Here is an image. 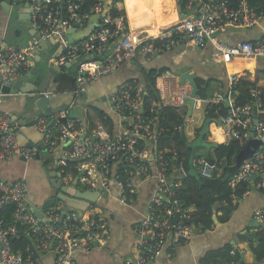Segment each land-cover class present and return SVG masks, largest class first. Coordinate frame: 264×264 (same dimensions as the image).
Listing matches in <instances>:
<instances>
[{
	"label": "built area",
	"instance_id": "2783aa9c",
	"mask_svg": "<svg viewBox=\"0 0 264 264\" xmlns=\"http://www.w3.org/2000/svg\"><path fill=\"white\" fill-rule=\"evenodd\" d=\"M11 1L18 5L22 0ZM176 1H182L184 5L179 21L162 29L161 35L139 36L137 41H134L129 32V25L124 29L122 18L114 19L109 15L112 6L118 7V3L110 0H97L92 14H79L76 11L79 3L74 2L69 19L61 17L60 9L51 5L53 0H31V5L35 24L40 27L39 23H42L45 27H40L42 37L56 36L63 47L59 59L61 64L74 60L78 62L74 88L76 98H81L90 83L98 82L114 73L124 62L135 59L139 51L156 54L183 47L207 49L211 45L205 62L211 66H223L227 70V88L217 90L205 98L209 84H202L195 96V107L204 104L206 111L213 104H226L228 101L227 114L221 115L214 125L215 130L222 134L219 142L228 143L237 138L241 141L242 149L251 139V131H255L252 140L259 148L237 168L231 182L247 183L243 198L253 190L264 192L262 81L251 88L250 100L241 104L237 100V85L242 71L230 68L231 64L244 60L264 61V9L253 6L249 0ZM93 16L98 17V21L91 34L76 43H68V29L74 23H88ZM112 24L115 25L114 28ZM255 29L259 33L255 32L252 38L233 44L219 37L230 30L251 32ZM112 39H118L114 48L109 43ZM158 39L161 42L156 44ZM39 46L32 44L20 48L13 45L0 52L1 87L11 86L22 72L31 69L32 61L28 56H32ZM138 81L141 80L124 81L115 94L106 96L109 112L117 117L116 123L112 122L108 114L101 121H93L92 127H87V120L83 122L79 117L68 119L64 123L60 116H67V112H61L55 116L52 125L47 120H41L38 124L45 132L47 151H60L55 167L59 180L66 186L76 178L79 184L91 191L101 189L102 193H112L116 189L120 201L127 203L136 199L137 180L142 182L156 179L157 193L149 202L148 214L135 225L138 232L136 256L127 260L126 264H149L166 245H171L174 249L190 240L196 232L204 230L201 225L194 224L192 206H185L178 199H170V195L174 193L172 188L189 175V170L182 161L175 164L178 160L176 149L171 151L173 159H169L165 155L166 151L157 144L159 127L155 130L152 124L159 118L154 116L147 120L144 117L143 84ZM156 86L163 105L186 111L184 125L188 127L194 121L188 101L192 84L187 79L182 81L181 75L167 71L157 78ZM5 95L0 89V160L12 161L16 157L26 161L35 159L41 149L37 145L23 146L19 142L11 117L2 109ZM77 105L80 104L75 103L72 107ZM180 128L182 130L183 126ZM56 131H60V135H55ZM140 139H144L145 144ZM69 162L76 163L79 176L66 174L65 167ZM189 165L204 178H214L221 172L217 163L203 155L193 156ZM178 172L180 176L176 178L175 173ZM254 175H257L255 179L252 178ZM9 206H14L13 223L7 225L6 220L0 217V264H44L43 258L48 254L54 256L55 264H74L77 254L89 252L97 246H105L109 241L108 222L103 218L105 221L100 227V214L96 205L88 206L81 213L68 210L61 202L47 207L44 218L38 217L29 202L26 178L14 181L0 178V212ZM254 217L264 223V208L257 209ZM18 225L25 228L26 235L35 239L39 248L38 255L25 256L22 250L13 249L12 241L19 233Z\"/></svg>",
	"mask_w": 264,
	"mask_h": 264
},
{
	"label": "crops",
	"instance_id": "0c3cea01",
	"mask_svg": "<svg viewBox=\"0 0 264 264\" xmlns=\"http://www.w3.org/2000/svg\"><path fill=\"white\" fill-rule=\"evenodd\" d=\"M10 1L12 8L17 10L16 18L11 21L8 17L4 2ZM25 0H22L18 5H14L11 0H0V49L1 52L8 46L15 45L16 47L24 48L28 45L39 44L35 39V33L41 34L40 27L35 24L33 18V7L30 3L28 5ZM153 0H122L121 4L118 3L119 8H123L126 11L128 18L129 31L134 38L139 36L144 37L143 32L147 35L150 34L154 28H167L180 19L179 11L170 12L175 6V1L170 0H157L159 8H155ZM177 5V4H176ZM150 7L148 10L141 12V7ZM164 11L170 12L165 13ZM130 12H141L140 18H148V20H135L130 19ZM20 15V16H19ZM22 17V18H19ZM98 17L91 18L88 23L81 24L80 27H70L67 32L69 39H66L68 43H76L84 38L88 37L93 26L97 23ZM131 22V26L130 23ZM119 23V22H118ZM158 27V28H157ZM72 29L71 31H69ZM259 33V30L246 32L244 30H230L222 35L220 39L228 43H237L243 39L252 38L254 33ZM52 44L51 47L44 49L41 46L32 55L34 57L32 66H43L44 72L49 76L50 84L47 85V93L52 90L59 89L63 95L60 103H67L69 106L75 103L83 104L85 106V117L88 122L87 127L93 124V121H101L102 116L108 114L115 123L117 117L109 112L108 103L106 102L107 95L115 94L118 86L127 80L138 79L143 80L144 72L151 68L169 66V64H175L180 69L184 65H187L188 69L196 71L197 78L213 81V93L217 90H221L222 86L221 78L215 76L216 72L221 73L224 67L214 69L208 67L205 58L209 55V47L207 49H194L190 47H183L181 49H174L169 51H163L162 54H149L143 51H139L135 59L124 62L114 73L103 77L98 82L90 83L87 86L86 96L83 95L75 98L74 88L76 77L72 76L73 72L77 71L76 61H67L70 66H66V63L61 64L60 54L63 51L61 45ZM40 45V44H39ZM58 57V58H57ZM44 62V64L42 63ZM59 65L61 68H59ZM59 68L57 70L55 67ZM234 71H252V70H264L263 60H244L240 63H233L230 66ZM182 70V71H185ZM174 72L175 71H170ZM220 75V74H218ZM32 82V78L29 80ZM28 85V86H27ZM29 84L24 83L22 87L17 91V95L11 94L5 95L3 110L9 116L11 114H17L16 112L20 108V95H24L23 90H28ZM53 93V92H52ZM65 97V98H64ZM91 103L95 109L86 107L85 104ZM19 114V113H18ZM193 115L194 121L191 123L195 127L201 128L206 120L205 105L200 104L195 107V110L190 111V115ZM47 120L50 125V118L41 119ZM32 131L26 136H17L19 142L23 146L37 145L41 142H45V132L38 126L39 122ZM52 125V124H51ZM95 125V124H94ZM117 126V124H115ZM184 130V129H182ZM181 130V133H182ZM16 131V130H15ZM188 129L185 131L186 139ZM208 140L221 139V132L215 130L214 123H212ZM191 133V132H190ZM213 147L208 148L209 153ZM52 159L46 157L42 160L32 159L29 161L23 160L21 157H16L12 161L0 160V178L7 181H14L18 178H26L29 185V202L31 207L39 208L44 218V211L47 207L46 203L50 201L53 194L59 192L54 191L48 175L53 171L57 176V169L48 170V167H53L59 158L60 151H56ZM186 164V163H185ZM55 168V167H54ZM193 170L189 165V171ZM176 178L180 176V173H175ZM59 178V177H58ZM76 178L69 186H74L80 189L78 182L75 184ZM179 180V178H178ZM155 178L150 180L136 181V199L131 202L124 203L118 198L119 193L115 189L112 193L108 194V198L103 201L104 206L97 205L101 211H97L100 217L105 218L108 222L107 231L109 241L105 246L94 247L91 251L86 253L77 254L74 264H126V261L136 256V242L138 241V232L135 225L142 219H144L149 211V202L156 195ZM84 189L85 187L82 185ZM68 210L84 212L85 210H79L80 208L72 209V205H67L62 201ZM73 205H82L77 201L72 202ZM264 208V192L259 190H253L245 198L239 201L236 209L232 210L230 218L221 223H216L211 229L202 230L196 232L190 240L184 242L174 249L171 245L166 247L156 256V258L149 264H250L240 260H230L223 257L216 259H210V256L220 251L228 249V247L240 246V244L247 243L249 240H253L254 233L258 230L261 222L256 220L254 213L257 209ZM195 210V207L192 206ZM221 214V213H220ZM257 223V225H255ZM263 224V223H262ZM231 254V253H230ZM233 255V254H231ZM44 264H55L54 256L48 254L43 258ZM256 264H264V260Z\"/></svg>",
	"mask_w": 264,
	"mask_h": 264
},
{
	"label": "trees",
	"instance_id": "16d2710c",
	"mask_svg": "<svg viewBox=\"0 0 264 264\" xmlns=\"http://www.w3.org/2000/svg\"><path fill=\"white\" fill-rule=\"evenodd\" d=\"M114 3H119L120 0H110ZM170 2V0H165ZM236 1V0H234ZM79 3V8L76 10L79 14H92L97 0H60L51 3L61 11V17L69 19L71 10L73 9L72 3ZM249 2L258 7V9H264V0H249ZM155 8H159L157 0L152 1ZM182 6L183 3H180ZM150 7H141V12L148 10ZM141 12L133 13L130 12V19L134 22L135 20H148V18H140ZM167 12V11H166ZM172 13L177 12L176 6L170 11ZM167 12V13H170ZM178 13V12H177ZM109 15L112 18H122L124 20V29H127V14L125 9L112 6L109 10ZM93 16L91 18H94ZM90 18V19H91ZM41 29H45L42 23H39ZM114 28L115 25L112 24ZM158 28V27H157ZM156 28H154L155 30ZM93 30V29H92ZM91 30V31H92ZM123 33V32H122ZM122 35V34H121ZM118 39L110 40V45L114 48ZM161 40L155 41L156 44L160 43ZM180 68L176 67L175 71H179ZM167 71H174L170 69V66H162L160 68H152L144 72V78L138 81L139 84H143V106H144V117L150 120L154 116H158V121L152 124L155 128L158 126L157 133V144L166 151L165 155L169 159H173L172 150L176 149L179 162L186 163V167L189 169V161L194 156L193 148L186 145V139L184 140L181 134V126L184 131L187 130V126L184 125L187 119L186 111H180L172 106L163 105L160 93L157 89V78ZM262 81V94L264 99V70H252L243 71L240 74V79L237 85L239 95L237 100L241 104H245L251 98V88L254 87L257 82ZM199 89L202 84H209L208 90L204 95L205 98L213 95V81L196 78ZM223 89L226 85L223 81L219 82ZM201 92V90H200ZM218 107H221L219 112L216 113ZM226 104H213L206 109V117L214 118L219 120L221 115L227 114ZM103 117V116H102ZM91 127L93 124L90 125ZM202 127L197 129L196 134H201ZM212 133V131H210ZM55 135H60V131H56ZM186 135V133H185ZM209 134L205 137L207 138ZM211 140L206 139L211 143H217V141L211 137ZM140 142L145 144L144 139H140ZM142 144V145H143ZM241 149V141L237 138L230 140L228 143H221L218 147H213L208 156H206L211 162H215L221 168V172L214 178H204L199 175L196 171H189V175L180 180V184L172 188L173 194L170 195V199H178L185 206L195 207L193 214V222L196 226H202L204 230L211 229L216 223L225 222L230 218L232 210L236 209L239 201L243 199V195L247 191L246 182L232 183L231 178L237 170L235 165V159ZM221 162V164H220ZM76 163L69 162L66 168V174L73 173L74 177L79 176V171L75 167ZM174 178V177H172ZM217 204L221 206L216 209ZM13 211L14 206L6 207L0 212V217L6 220V224L13 223ZM221 213V214H220ZM100 227L102 226L105 219L102 217L98 218ZM19 233L12 241V247L14 250H22L25 256L33 254L34 256L39 254L38 244L35 239L24 233V227L18 225ZM230 251H234L233 255ZM223 257L230 260L243 259L244 262L250 264H256L264 260V223L260 224L258 230L253 235V240H249L247 243L240 244V246L228 247V249L220 251L219 253L210 256V259H216Z\"/></svg>",
	"mask_w": 264,
	"mask_h": 264
},
{
	"label": "water",
	"instance_id": "95a60500",
	"mask_svg": "<svg viewBox=\"0 0 264 264\" xmlns=\"http://www.w3.org/2000/svg\"><path fill=\"white\" fill-rule=\"evenodd\" d=\"M24 2L30 5L31 0H25ZM4 7H5L8 17L11 18L10 19L11 21L13 20V18H16L17 10L12 8L10 1L8 2L5 1ZM178 10L179 11L182 10V7L180 5L178 6ZM19 18H22V17H19ZM80 26H81L80 23H75L74 27H80ZM71 30L72 29H70L69 31ZM34 35H35L36 41H38L40 46L46 50L47 48L51 47L52 44H58L59 42V40L56 39V36L45 39L40 34L35 33ZM0 52H1V49H0ZM160 54H162V52H160ZM28 59L30 61H33L34 57L28 56ZM42 63L44 64V62ZM65 65L70 66V63H66ZM169 66H170V69L174 71L176 67H179L173 63L169 64ZM55 68L59 70L61 66L59 65V68L57 67ZM155 68H159V67H155ZM77 74L78 73L75 70L72 76L77 77ZM180 75H181L182 81H185L187 79L192 84V93H191V96L188 98V101L191 105L192 111H194L195 106H196L195 96L198 92V84L196 82L197 73L196 71L188 69V70L182 71ZM31 78H32V82L29 81ZM49 80L50 78L47 75V73L44 72L43 66L39 67V66L33 65L30 70L22 72L20 78L17 81H15L11 86L1 87V82H0V89H2V91L5 94L7 95L11 94L13 96L17 95V91L22 87L24 83L29 84L28 90H23L24 93L26 94L19 96L21 99V102H20V108L16 112L17 114L10 115L11 120H12V125L14 129L16 130L17 136H20V137L26 136L29 132L32 131V128H34L36 124L38 123V121L41 119L50 118L51 119L50 124H52L55 116H58L61 112H67V116H60V120L64 123H66L68 119H74L76 117H79L83 122H86L85 111H84L85 106L83 104L77 105L75 108H73V107H70L69 104L67 103H62V102L60 103L61 97H59V95H63V93L59 91V89H57V92H56V89H54L52 90L53 93L51 91L47 93V89H48L47 85L50 84ZM83 95L86 96V92L83 93ZM74 97L76 98V96ZM226 104L228 105V101H226ZM2 109H3V106H2ZM213 122L216 123V120L214 118H210V117L206 118L202 126V131H201L202 136H206L210 132ZM181 134H182L183 139L185 140L186 139L185 131L182 130ZM250 137L251 139L246 143V145L239 151V153L236 156L235 165L238 168L242 165L243 161L250 158L259 148V145L252 140L255 137L254 130L251 131ZM152 142L154 143V140ZM221 143L222 142H219V141L217 143H211L205 140L203 142V146H206L207 148L218 147ZM31 146L32 145H29V147ZM39 147L41 151L35 157L37 160H42L45 157L47 159H52L54 157L53 153H50L47 151L45 142H41L39 144ZM47 169L48 170L56 169V167L55 168L48 167ZM48 177H49L53 190L59 192L58 195L53 194L51 198L57 197L61 200V202L64 201L67 205H72L73 210L74 208L76 209L80 208L79 210H82V209L85 210L88 206L96 205V204L99 206H104L103 201L108 198V194H109L108 191H104L102 193L103 190L101 189L96 190V191H91L87 188L80 190L74 186H66L59 180L58 178L59 174H57L56 176L54 171L51 175L49 174ZM256 177L257 175H254L252 178L255 179ZM77 181L78 180L76 179L75 184L77 183ZM74 200L79 202L82 205H78V206L73 205L72 202ZM220 206H221L220 204H217L215 210H217ZM33 210L38 217L41 218L43 216L39 208H34ZM255 225H257V223Z\"/></svg>",
	"mask_w": 264,
	"mask_h": 264
},
{
	"label": "rangeland",
	"instance_id": "374dc122",
	"mask_svg": "<svg viewBox=\"0 0 264 264\" xmlns=\"http://www.w3.org/2000/svg\"><path fill=\"white\" fill-rule=\"evenodd\" d=\"M121 1L122 0L119 1L120 4L122 3ZM176 4H177V1L175 3V6L178 8V6ZM143 35L147 36V34L145 32H143ZM147 37H149V36H147ZM66 39H69V38L66 37ZM208 67H210V68L214 67V69H216V68H219L221 66L208 65ZM187 68H188V66L184 65L182 67V69H180L179 71H175V73L180 75L182 70H185ZM218 74H220V75H218ZM215 76L218 77V78H221V81H223L225 83L226 88H227V70L224 68V70H222L221 73H219V72L217 73L216 72ZM226 88L224 90H226ZM85 105H86V107H91L92 109H95L94 106L91 103H87ZM189 108H190V111H191L192 110L191 105H189ZM187 129H188V131H187L188 138L186 139V145L187 146H191L193 148L194 156H198V155H203L205 157L208 156L209 155V150H208V148L206 146H203V142L206 139L209 138L210 133H208L209 135L207 136V138L205 136H202L201 134L200 135L196 134L197 133V128L193 124L188 125ZM218 141H221V140L218 139ZM78 187L80 189L83 188L81 184L78 185ZM59 203H61V200L59 198L55 197V198H52L50 201H48L46 203L45 207L55 206V205H57ZM96 210L98 212L101 211L98 206H96Z\"/></svg>",
	"mask_w": 264,
	"mask_h": 264
},
{
	"label": "bare ground",
	"instance_id": "6f19581e",
	"mask_svg": "<svg viewBox=\"0 0 264 264\" xmlns=\"http://www.w3.org/2000/svg\"><path fill=\"white\" fill-rule=\"evenodd\" d=\"M174 1L176 2V0H174ZM164 12L167 14L166 11H164ZM129 23H130V26H131V22L130 21H129ZM162 29H164V28H160V29H157V30L155 29L150 34H148L147 36H158V35H161ZM133 39H134V41H137L138 38H134L133 37ZM215 139L218 140L217 138H215Z\"/></svg>",
	"mask_w": 264,
	"mask_h": 264
},
{
	"label": "clouds",
	"instance_id": "9594fccd",
	"mask_svg": "<svg viewBox=\"0 0 264 264\" xmlns=\"http://www.w3.org/2000/svg\"><path fill=\"white\" fill-rule=\"evenodd\" d=\"M179 5L182 7V5H181L180 3H177V6H179ZM178 11H179V10H178ZM181 11H182V10H181ZM181 11H179V15H180V12H181ZM127 19H128V18H127ZM73 26H75V23H74ZM128 30H129V29H128ZM129 32H130V31H129ZM90 34H91V32H90ZM90 34H89V35H90ZM51 38H52V37H51ZM45 39H47V38H45ZM58 43H60V42H58ZM59 45H61V44H59ZM61 47H62V46H61ZM62 49H63V47H62ZM62 53H63V51H62ZM62 53H61V54H62ZM61 54H60V55H61ZM75 61H76V60H75ZM196 78H197V77H196ZM213 123H214V125H215V122H213ZM216 123H217V120H216ZM41 218H42V217H41ZM230 253H231V251H230ZM231 254H232V253H231Z\"/></svg>",
	"mask_w": 264,
	"mask_h": 264
},
{
	"label": "flooded vegetation",
	"instance_id": "af4514ba",
	"mask_svg": "<svg viewBox=\"0 0 264 264\" xmlns=\"http://www.w3.org/2000/svg\"><path fill=\"white\" fill-rule=\"evenodd\" d=\"M56 166V164H54V166L53 167H55Z\"/></svg>",
	"mask_w": 264,
	"mask_h": 264
}]
</instances>
